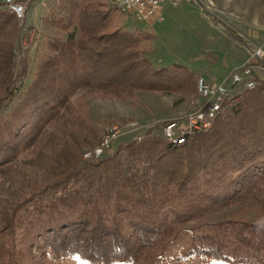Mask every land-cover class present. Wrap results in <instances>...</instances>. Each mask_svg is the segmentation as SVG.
Wrapping results in <instances>:
<instances>
[{
  "label": "trees",
  "instance_id": "16d2710c",
  "mask_svg": "<svg viewBox=\"0 0 264 264\" xmlns=\"http://www.w3.org/2000/svg\"><path fill=\"white\" fill-rule=\"evenodd\" d=\"M117 12L104 0H53L41 22L45 46L31 63L19 19L0 8V176L25 162L44 167L41 178L28 170L16 182L30 191L11 209L0 202V264L70 255L85 264H152L191 221L211 230L192 234L182 256L264 264V78L178 146L162 133L127 135L115 152L82 159L96 135L66 119L77 95L191 94L195 86L188 67H156L134 53L142 34L109 30ZM229 205L239 207L210 221Z\"/></svg>",
  "mask_w": 264,
  "mask_h": 264
},
{
  "label": "rangeland",
  "instance_id": "374dc122",
  "mask_svg": "<svg viewBox=\"0 0 264 264\" xmlns=\"http://www.w3.org/2000/svg\"><path fill=\"white\" fill-rule=\"evenodd\" d=\"M52 1H15L21 3L25 10L24 18L17 17V22L24 35L22 44L27 47L31 63L36 50L45 46L40 42L45 33L41 22ZM104 3L111 6L109 0H104ZM117 26L145 37L139 41L134 53L147 58V62H152L156 67L171 66L174 63L188 67L195 78V86L191 94L136 89L126 93L87 91L74 97L71 109L66 111V119H71L77 125H73L76 128L79 124L89 126L93 135H96V141L82 152L85 162L93 160L85 157L86 151L94 147L112 126L123 127L126 131L113 142L111 152H115L117 142L127 135L134 139V135L141 132L144 134L143 139L157 137L170 122L176 123V133L185 128L188 113L198 101L196 83L201 76L209 84L215 85L234 68L248 62L256 79L264 78V54L262 58L253 55L256 48L264 53V0H183L178 7L164 6L159 15L145 21L134 20L118 11L109 19L108 29ZM239 72L242 73L241 70ZM237 88L240 91L242 86L238 85ZM43 169L39 163L30 166L25 162L22 168H17L16 173L0 176V202H5L8 209H11L12 204L23 199L30 191L23 190L22 183L16 185V182L28 170L31 173L38 172L35 176L41 178ZM20 171L26 173L18 175ZM237 207L226 206L208 218L212 222L223 219L228 211ZM184 226L186 228L164 248L152 264H210L199 257H184L181 254L188 247L192 234L206 232L211 228H194L193 221ZM54 264L85 263L70 255L55 260Z\"/></svg>",
  "mask_w": 264,
  "mask_h": 264
},
{
  "label": "built area",
  "instance_id": "2783aa9c",
  "mask_svg": "<svg viewBox=\"0 0 264 264\" xmlns=\"http://www.w3.org/2000/svg\"><path fill=\"white\" fill-rule=\"evenodd\" d=\"M183 0H109L111 6L120 13L131 16L134 20L145 21L152 16H157L164 6L178 7ZM2 6V7H1ZM0 8H7L14 12L19 19L24 18L23 5L15 0H3ZM263 52L260 48L253 51V55L262 58ZM241 70L242 73L239 71ZM256 76L253 74L251 64L244 62L234 68L225 79L215 85L209 84L203 77L197 80L198 101L194 108L188 113L185 128L176 133L175 122H170L162 128V134L173 145L178 146L185 141L186 136L194 131L210 126L213 118L225 104H231L236 100L239 89L238 85L251 89L256 84ZM123 127L112 126L102 136L100 141L85 153V157L95 159L102 156L112 148L113 142L125 132ZM177 136H181L178 138ZM135 140H142L143 133L134 135Z\"/></svg>",
  "mask_w": 264,
  "mask_h": 264
},
{
  "label": "crops",
  "instance_id": "0c3cea01",
  "mask_svg": "<svg viewBox=\"0 0 264 264\" xmlns=\"http://www.w3.org/2000/svg\"><path fill=\"white\" fill-rule=\"evenodd\" d=\"M263 42V44H264V41H262Z\"/></svg>",
  "mask_w": 264,
  "mask_h": 264
}]
</instances>
